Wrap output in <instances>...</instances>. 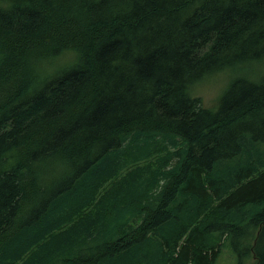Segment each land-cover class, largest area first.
<instances>
[{
  "label": "trees",
  "instance_id": "trees-1",
  "mask_svg": "<svg viewBox=\"0 0 264 264\" xmlns=\"http://www.w3.org/2000/svg\"><path fill=\"white\" fill-rule=\"evenodd\" d=\"M262 56L264 0H0V264H264V73L191 94Z\"/></svg>",
  "mask_w": 264,
  "mask_h": 264
},
{
  "label": "rangeland",
  "instance_id": "rangeland-1",
  "mask_svg": "<svg viewBox=\"0 0 264 264\" xmlns=\"http://www.w3.org/2000/svg\"><path fill=\"white\" fill-rule=\"evenodd\" d=\"M65 57L70 58L71 54H66ZM60 67H62L60 62L51 61L50 64L46 63L42 66V75H51L56 70H59ZM261 73H264V56L257 60L247 61L237 64L236 66L228 67L227 69L214 72V74L204 77L191 87V94L201 99L203 107L212 109L218 94L225 88L226 84L233 76L244 74L250 80H256ZM260 148L263 149L264 147L260 145ZM233 257L231 258L228 252H224L223 255L218 258L217 263L230 264L233 261Z\"/></svg>",
  "mask_w": 264,
  "mask_h": 264
},
{
  "label": "bare ground",
  "instance_id": "bare-ground-1",
  "mask_svg": "<svg viewBox=\"0 0 264 264\" xmlns=\"http://www.w3.org/2000/svg\"><path fill=\"white\" fill-rule=\"evenodd\" d=\"M96 187V186H95Z\"/></svg>",
  "mask_w": 264,
  "mask_h": 264
}]
</instances>
